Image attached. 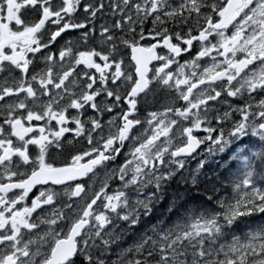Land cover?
Wrapping results in <instances>:
<instances>
[{"label":"snow or ice","instance_id":"snow-or-ice-1","mask_svg":"<svg viewBox=\"0 0 264 264\" xmlns=\"http://www.w3.org/2000/svg\"><path fill=\"white\" fill-rule=\"evenodd\" d=\"M247 133L264 137V0H0V264H106L115 184ZM220 208L120 264H264V233L225 239L264 190Z\"/></svg>","mask_w":264,"mask_h":264},{"label":"rangeland","instance_id":"rangeland-1","mask_svg":"<svg viewBox=\"0 0 264 264\" xmlns=\"http://www.w3.org/2000/svg\"><path fill=\"white\" fill-rule=\"evenodd\" d=\"M232 140L234 141L222 144V148L221 145H219V149L217 150V152H222L224 155H227V159L222 162V165L223 167H228V172L226 171L225 174L229 178L228 182L226 183H229L230 191H228L226 194L220 192V194L222 195L221 200L223 202H226L224 203L225 205H230L234 203L238 196L245 191H250L252 189L264 190L261 189V186L257 181H253L252 179V176L254 175V169L252 170V158L250 157V154L252 153H254V155H257L259 152L263 153L264 145L262 143H253L249 154L245 155V146L240 145L236 147L234 146V143L237 139L232 138ZM181 142L182 140L179 137L175 138L173 144L170 145L171 150L172 148L178 147ZM209 147V153L210 155H212L214 147L212 145ZM199 156L200 155H196V158L192 160L196 161L194 164L189 163L188 168H190V170H187L186 168H184V166L186 165L185 162L187 160H174V158H172L171 154L169 153L164 157L163 164H158L155 169H149V171L145 173L144 177H142L141 182L139 184L128 185L126 187L120 184L123 187V200L126 203L125 205L121 206L118 211L114 214L115 219L110 220L109 224L106 225L107 230L105 232V236L110 239V247L102 250L104 253L109 254L106 255V264L107 262L108 264L109 262L110 264H112L113 262V264H120V261L124 257L128 256V254L131 252L135 253L137 249L143 247V244L148 239L152 238L157 234L163 235L164 233L175 229L177 226L189 223L194 218L201 216L206 218L211 217L212 215L221 211L220 207L213 208L208 204L207 206H205V208H197V205H192L191 203H189L188 205H184L181 202L186 201L185 197H173V203L175 205L173 209H175V212L177 210H181L182 214L179 215L178 212L175 213L174 217L169 221L170 223H167L166 217H168V214H165V212L166 210H168V213L171 212L170 208L166 209L168 206V202L165 204L164 207H161L160 202L157 201L155 203L156 208H158L157 211L161 212V210H164V215H160L158 221H156L155 223L148 224V227L146 226L145 229L139 234L131 235L134 228L137 226H141L140 223L142 222V220L146 219L145 217H148V215H150L149 212H146V207H150V204L152 202V192L149 190L145 191V189L154 187L157 181H164V178L171 177V175H173L175 179L181 181V183L183 184H195L196 182H198L200 178V173L202 172V170H199L200 160L197 159V157ZM182 168L184 169L183 171ZM262 175L264 179V173ZM245 180L250 181V187L248 189L244 188L243 182ZM165 186L167 185L162 182V187H164L163 190L166 189ZM176 194H182V192H178ZM167 195L168 193H166V196ZM161 196L162 195H159V197ZM162 201L164 202L166 200L162 199ZM182 205L185 207H183ZM181 207L183 209H181ZM125 215H128L132 219L130 221L123 220L124 223L117 221V218H123V216ZM250 217L242 219L243 231H241L240 229H234L231 235L226 236L225 239H231L232 236L243 238L244 236H251L253 234L259 235L260 233H264V214L255 213ZM250 219L252 221L254 219L255 220L252 222ZM129 262L131 261H128L127 264H129Z\"/></svg>","mask_w":264,"mask_h":264},{"label":"flooded vegetation","instance_id":"flooded-vegetation-1","mask_svg":"<svg viewBox=\"0 0 264 264\" xmlns=\"http://www.w3.org/2000/svg\"><path fill=\"white\" fill-rule=\"evenodd\" d=\"M153 106H155V107H153ZM146 107L148 108V111H152V110H160V111H162L163 110V108L160 106V104H157V102H156V100L154 99V97L150 94L148 97H147V105H146ZM201 135V139H203V134L201 133L200 134ZM232 138H235V139H237L236 141H235V143H234V146H240V145H244L245 146V150H244V153H245V155H248L249 154V151H250V149L252 148V144L253 143H262L263 145H264V137H261V136H259V135H253L252 133H247V134H245V135H242V136H236V137H231V138H229V139H227V142H233L234 140H232ZM184 141H182L181 142V144L178 146V147H180L181 145H182V143H183ZM226 142V143H227ZM224 144V143H223ZM213 146L214 147V151H213V154L212 155H210V153H209V146ZM218 146L219 145H213V144H211V143H208V142H205V143H202L200 146H199V148H198V150L196 151V152H194L192 155H190V156H188V157H172V158H174V160H182V159H185V160H187L185 163H186V165L184 166V168H186L187 170H190V168H188L189 167V163H192V164H194L196 161H192V160H194V158H196V155H200L199 157H197V159L198 160H200V167H199V170H202V172L200 173V178H199V180L198 181H207L208 183H211V187H209V188H211L210 190H208V192H207V194H202V195H200L201 193H199V192H195V189H193V190H191V188H193L195 185H197L196 183L195 184H192V183H185V184H183V183H180V185H178V187H180V188H183L182 189V194H177L176 195V191L175 190H173L174 189V187L176 186H174V184L173 183H170V184H167V186H166V189H165V191L166 192H164L163 190L161 191V194H158V192H157V186H154V187H152V188H148V189H145V191H151L152 192V197H151V200H152V202H151V204H150V207H146V210H147V212H149V214L150 215H148V217L144 220V221H142V222H144L143 224L142 223H140V225L141 226H137V227H135L134 228V230H133V232L131 233V235H136V234H139L141 231H143L144 229H145V227L148 225V224H151V223H155L156 221H158V216H160V215H164L163 214V211H161V212H158L157 211V208H156V206H155V203L157 202V201H159L160 202V205H161V207H163V206H165V204L168 202V207H167V209L168 208H170L171 209V212H169V214H168V212H167V210H166V214H168V217H167V222H169V220H171L173 217H174V214L173 213H175V210L173 209V206H174V203H173V197L175 196V197H185L186 198V203H185V201H184V205H188V203H192V205H197L198 203V207L199 208H205V206L208 204V205H210V204H212V205H210V206H212L213 208L216 206V207H218L219 208V206L221 205V204H224V203H226V202H223L222 200H221V197H222V195L220 194V192L221 193H224V194H226L228 191H230V187H229V183H227L226 184V182H228V180H229V178L226 176V174H225V172L227 171L228 172V167H223V165H222V162L223 161H225L226 159H227V155H224L222 152H217V150L219 149L218 148ZM177 148V147H176ZM176 148H172V150H175ZM221 148H222V144H221ZM227 149H229V148H227ZM209 155V156H208ZM208 156V157H207ZM212 156V157H211ZM250 157L252 158V170L254 169V175L252 176V179H253V181H257L259 184H260V186H261V189H264V179H263V173H264V151H263V153L262 152H259L257 155H254V153H252V154H250ZM262 158V159H261ZM254 160V161H253ZM181 167V166H180ZM184 169L182 168V171H183ZM204 172V173H203ZM100 176H101V178H102V173H100L99 174ZM220 175V176H219ZM220 177V178H218V177ZM211 177V178H210ZM205 178H207V179H205ZM211 180H210V179ZM174 179V177H173V175H171V177H170V180L172 181ZM205 179V180H204ZM214 179V180H213ZM216 179V180H215ZM222 179H224V180H222ZM220 181V182H219ZM224 181V182H223ZM213 182V183H212ZM223 182V183H222ZM216 185H218V186H216ZM220 184V185H219ZM171 185H173V186H171ZM190 186V187H189ZM193 186V187H192ZM200 188H201V185H198ZM223 186H225V187H223ZM171 189H169V188ZM171 187H173V188H171ZM185 187V188H184ZM203 187L204 186H202V188L201 189H203ZM220 189H219V188ZM216 188V189H215ZM224 188V189H223ZM116 189H120V190H122L123 189V187L119 184V183H117V184H115L114 185V191L116 190ZM168 189V190H167ZM184 189H185V191H184ZM214 189V190H213ZM219 189V190H218ZM222 189V190H221ZM190 190V191H189ZM213 190V191H212ZM171 191V192H170ZM213 192V193H212ZM217 192V193H216ZM166 193H168V195L166 196ZM189 193V194H188ZM198 195H196V194ZM216 193V194H215ZM184 194V195H183ZM159 195H162L161 197H159ZM189 195V196H188ZM192 195V196H191ZM195 195V196H194ZM196 196L198 197V199H200L199 201H198V199L196 198ZM212 196V197H211ZM219 198H218V197ZM165 197V200L166 201H162L161 202V198L163 199ZM191 197V198H190ZM200 197V198H199ZM201 197H203V198H201ZM215 197V198H214ZM171 198H172V200H171ZM193 198H196L195 200H191V199H193ZM190 199V200H189ZM201 199H202V201H203V199H205L203 202L205 203H203L202 201H201ZM213 199V200H212ZM217 200H219V201H217ZM197 201H198V203H197ZM172 202V203H171ZM195 202V203H194ZM219 203V204H216L215 205V203ZM223 202V203H222ZM165 203V204H164ZM197 203V204H196ZM203 203V204H202ZM213 204H214V206H213ZM154 205V206H153ZM225 205V204H224ZM171 206V207H170ZM215 207V208H216ZM153 209V210H152ZM155 209V210H154ZM155 211V212H154ZM172 211H174V212H172ZM142 212V211H141ZM156 213V214H155ZM178 213H179V215H181L182 214V211L181 210H179L178 211ZM114 214L115 213H113L112 215H111V218H110V220H114L115 219V217H114ZM153 214V215H152ZM154 215H156V216H154ZM158 215V216H157ZM171 215V216H170ZM178 215V216H179ZM155 217L157 218V219H155ZM171 217V218H170ZM151 218V219H150ZM123 218H117V221H119V222H121V223H124L123 222ZM146 223V224H145ZM144 225V226H143ZM130 235V236H131ZM132 253V252H131ZM134 254V253H133ZM107 264H108V262H107ZM109 264H110V262H109ZM113 264V263H112ZM129 264H131V262H129Z\"/></svg>","mask_w":264,"mask_h":264},{"label":"trees","instance_id":"trees-1","mask_svg":"<svg viewBox=\"0 0 264 264\" xmlns=\"http://www.w3.org/2000/svg\"><path fill=\"white\" fill-rule=\"evenodd\" d=\"M204 173V172H203ZM163 180V179H162ZM162 182H164V184H170V183H173L174 185H176L175 187H174V190L176 191V192H182V189L180 188V187H178V184L180 185V181L179 180H177V179H173L172 181L169 179V177H166V178H164V181H157L156 182V186H157V192H158V194H161V191L163 190L162 188H164V187H162ZM198 183V184H197ZM196 184V186H194V188H192L191 190H193V189H195V192H199V193H201V195L204 193V194H207V192H208V190H209V188L208 187H211L210 185H211V183H208V182H206V181H198ZM198 185H201V186H203L204 185V189H201ZM178 187V188H177ZM179 190V191H178ZM163 191H165V190H163ZM203 191V192H202ZM164 200H165V198H163Z\"/></svg>","mask_w":264,"mask_h":264},{"label":"bare ground","instance_id":"bare-ground-1","mask_svg":"<svg viewBox=\"0 0 264 264\" xmlns=\"http://www.w3.org/2000/svg\"><path fill=\"white\" fill-rule=\"evenodd\" d=\"M219 176H220V175H219ZM217 177H218V176H217ZM210 178H211V177H210ZM210 178H209V179H210ZM218 178H220V177H218ZM205 179H207V178H205ZM205 179H204V180H205ZM210 180H211V179H210ZM213 180H214V179H213ZM215 180H216V179H215ZM222 180H224V179H222ZM202 181H203V180H202ZM202 181H201V182H202ZM207 181H208V180H207ZM207 181H206V182H207ZM224 181H225V180H224ZM224 181H223V182H224ZM219 182H220V181H219ZM223 182H222V183H223ZM212 183H213V182H212ZM197 184H198V183H197ZM214 184H215V183H214ZM226 184H227V183H226ZM178 185H179V184H178ZM215 185H216V184H215ZM219 185H220V184H219ZM227 185H228V184H227ZM171 186H173V185H171ZM174 186H175V185H174ZM174 186H173V187H174ZM195 186H196V185H195ZM203 186H204V185H203ZM210 186H211V185H210ZM216 186H218V185H216ZM165 187H166V186H165ZM173 187H171V188H173ZM189 187H190V186H189ZM192 187H193V186H192ZM223 187H225V186H223ZM168 188H169V187H168ZM177 188H178V187H177ZM184 188H185V187H184ZM193 188H194V187H193ZM201 188H202V186H201ZM208 188H209V187H208ZM218 188H219V187H218ZM162 189H164V188H162ZM169 189H170V188H169ZM181 189H183V188H181ZM191 189H192V188H191ZM203 189H204V188H203ZM210 189H211V188H209V190H210ZM215 189H216V188H215ZM219 189H220V188H219ZM219 189H218V190H219ZM223 189H224V188H223ZM167 190H168V189H167ZM170 190H171V189H170ZM173 190H174V189H173ZM175 190H176V189H175ZM213 190H214V189H213ZM213 190H212V191H213ZM221 190H222V189H221ZM178 191H179V190H178ZM184 191H185V189H184ZM189 191H190V190H189ZM164 192H166V191H164ZM170 192H171V191H170ZM185 192H186V191H185ZM199 192H200V191H199ZM202 192H203V191H202ZM177 193H178V192H177ZM180 193H181V192H180ZM196 193H197V192H196ZM196 193H195V194H196ZM212 193H213V192H212ZM216 193H217V192H216ZM216 193H215V194H216ZM188 194H189V193H188ZM203 194H204V193H203ZM176 195H177V194H176ZM176 195H175V196H176ZM183 195H184V194H183ZM196 195H197V194H196ZM198 195H199V194H198ZM198 195H197V196H198ZM200 195H201V194H200ZM175 196H174V197H175ZM188 196H189V195H188ZM191 196H192V195H191ZM194 196H195V195H194ZM197 196H196V198L198 199ZM211 197H212V196H211ZM217 197H218V196H217ZM180 198H181V197H180ZM190 198H191V197H190ZM196 198H193V199H191V200H195ZM199 198H200V197H199ZM201 198H203V197H201ZM214 198H215V197H214ZM218 198H219V197H218ZM182 199H183V198H182ZM184 199H185V198H184ZM197 199H196V200H197ZM171 200H172V198H171ZM177 200H178V199H177ZM189 200H190V199H189ZM199 200H200V199H198V201H199ZM204 200H205V199H203V201H204ZM212 200H213V199H212ZM161 201H162V198H161ZM178 201H179V200H178ZM178 201H177V202H178ZM198 201H197V203H198ZM201 201H202V199H201ZM203 201H202V202H203ZM217 201H219V200H217ZM174 202H175V201H174ZM180 202H181V201H180ZM186 202H187V201H185V203H186ZM162 203H163V202H162ZM171 203H172V202H171ZM181 203H182V202H181ZM183 203H184V202H183ZM183 203H182V204H183ZM194 203H195V202H194ZM197 203H196V204H197ZM203 203H204V202H203ZM203 203H202V204H203ZM164 204H165V203H164ZM188 204H189V203H188ZM191 204H192V203H191ZM198 204H199V203H198ZM198 204H197V205H198ZM204 204H205V203H204ZM216 204H219V203L217 202V203H215V205H216ZM178 205H179V204H178ZM178 205H176V206H178ZM210 205H212V204H210ZM153 206H154V205H153ZM159 206H160V205H159ZM174 206H175V205H174ZM174 206H173V207H174ZM182 206H183V205H182ZM198 206H199V205H198ZM206 206H207V205H206ZM213 206H214V204H213ZM163 207H164V206H163ZM167 207H168V206H167ZM170 207H171V206H170ZM183 207H185V206H183ZM215 207H216V206H215ZM219 207H220V206H219ZM165 208H166V207H165ZM179 208H180V206H179ZM197 208H199V207H197ZM216 208H218V207H216ZM157 209H158V208H157ZM162 209H163V208H162ZM166 209H167V208H166ZM176 209H177V207H176ZM181 209H183V208L181 207ZM152 210H153V209H152ZM154 210H155V209H154ZM160 210H161V209H160ZM169 210H170V209H169ZM174 210H175V209H174ZM161 211H162V210H161ZM167 211H168V210H167ZM146 212H147V211H146ZM149 212H150V211H149ZM154 212H155V211H154ZM158 212H159V211H158ZM163 212H164V210H163ZM172 212H174V211H172ZM177 212H178V210H177L175 213H177ZM175 213H173V214H175ZM155 214H156V213H155ZM165 214H166V213H165ZM168 214H169V213H168ZM152 215H153V214H152ZM142 216H143V215H142ZM154 216H156V215H154ZM157 216H158V215H157ZM170 216H171V215H170ZM149 217H150V216H149ZM149 217H148V218H149ZM158 217H159V216H158ZM162 217H163V216H162ZM164 217H165V216H164ZM146 218H147V217H146ZM160 218H161V217H160ZM166 218H167V217H166ZM170 218H171V217H170ZM245 218H246V217H245ZM250 218H251V217H250ZM253 218H254V217H253ZM143 219H144V218H143ZM150 219H151V218H150ZM155 219H157V218L155 217ZM242 219H243V218H242ZM144 220H145V219H144ZM144 220H142V221H144ZM160 220H161V219H160ZM166 220H167V219H166ZM250 220H251V219H250ZM254 220H255V219H254ZM254 220H253V221H254ZM167 221H168V220H167ZM167 221H166V222H167ZM169 221H170V220H169ZM251 221H252V220H251ZM253 221H252V222H253ZM171 222H172V221H171ZM255 222H256V221H255ZM262 222H263V221H262ZM138 223H139V222H138ZM141 223L143 224L144 222H141ZM167 223H168V222H167ZM167 223H166V224H167ZM169 223H170V222H169ZM145 224H146V223H145ZM158 224H159V223H158ZM143 226H144V225H143ZM147 227H148V226H147ZM160 233H161V232H160ZM144 234H145V233H144ZM144 234H143V235H144ZM143 235H142V236H143ZM145 238H146V237H145ZM140 239H141V238H140ZM145 240H146V239H145ZM128 241H129V240H128ZM142 241H143V240H142ZM121 244H122V243H121ZM135 244H136V243H135ZM118 246H119V245H118ZM121 246H122V245H121ZM113 263H114V262H113Z\"/></svg>","mask_w":264,"mask_h":264},{"label":"water","instance_id":"water-1","mask_svg":"<svg viewBox=\"0 0 264 264\" xmlns=\"http://www.w3.org/2000/svg\"><path fill=\"white\" fill-rule=\"evenodd\" d=\"M198 148H199V147H198ZM198 148H197V149H198ZM197 149H196V150H197ZM196 150H194L192 153H194ZM192 153H190V154H182L181 156H186V157H187V156H190Z\"/></svg>","mask_w":264,"mask_h":264}]
</instances>
